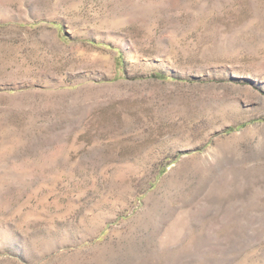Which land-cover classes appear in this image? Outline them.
Segmentation results:
<instances>
[{
  "label": "rangeland",
  "instance_id": "obj_1",
  "mask_svg": "<svg viewBox=\"0 0 264 264\" xmlns=\"http://www.w3.org/2000/svg\"><path fill=\"white\" fill-rule=\"evenodd\" d=\"M0 264H264V0H0Z\"/></svg>",
  "mask_w": 264,
  "mask_h": 264
}]
</instances>
